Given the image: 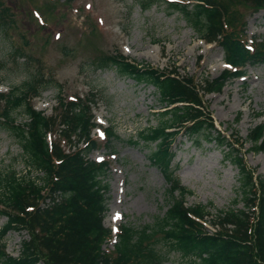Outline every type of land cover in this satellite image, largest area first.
Here are the masks:
<instances>
[{
	"label": "trees",
	"instance_id": "trees-1",
	"mask_svg": "<svg viewBox=\"0 0 264 264\" xmlns=\"http://www.w3.org/2000/svg\"><path fill=\"white\" fill-rule=\"evenodd\" d=\"M53 2L57 4V0ZM136 2L144 10L163 4L169 12L181 15L200 40L222 48L223 61L229 67L198 84L194 76H182L176 69L166 72L97 50L95 69L114 67L136 83L153 86L159 96L163 111L156 114L157 125L143 130L138 141L155 144L149 162L169 187L167 210L153 225L135 229L121 224L112 235L103 224L109 190L104 178L109 164L87 158L100 145L92 137L97 126L92 114L95 96H58L53 115L46 117L33 108L31 101L40 95L42 86L31 77L22 87L0 93V127L15 133L25 167L36 173V177L0 174V216L6 218L0 230V264H164L166 255L157 248L161 241L183 264H264V181L248 168L242 152L245 143L253 153L264 151V123L250 129L240 142L236 134L226 135L216 128L205 100L206 95L221 93L227 82L245 76L247 67L264 65V39L247 37L248 18L241 11L247 10L249 17L264 11V0ZM52 13L44 14L46 21L51 18L49 23L55 22ZM10 24H15L13 14L0 0V28L6 31ZM20 107L28 119L22 126L15 125L12 117ZM54 129L57 138L47 140ZM104 134L108 144L117 139L110 127ZM180 135L194 145L203 141L223 147V160L238 169L247 208L220 210L214 233L202 223L208 207H187L185 197L191 191L173 177L172 145ZM62 143L70 146L68 150ZM12 231L26 232L29 238L21 242L17 257L6 253L4 240ZM107 243L112 250L103 248Z\"/></svg>",
	"mask_w": 264,
	"mask_h": 264
},
{
	"label": "rangeland",
	"instance_id": "rangeland-1",
	"mask_svg": "<svg viewBox=\"0 0 264 264\" xmlns=\"http://www.w3.org/2000/svg\"><path fill=\"white\" fill-rule=\"evenodd\" d=\"M4 2L9 5L15 24L6 31L0 28V93L7 94L35 77L42 89L31 102L47 117L53 115L58 96L71 99L94 95L95 123L101 130L112 128L117 137L108 144L101 130H94L99 149L87 156L109 164L104 178L109 190L103 224L114 231L121 224L135 229L153 225L167 210L169 187L149 162L155 144L138 140L143 130L157 125L156 114L163 108L153 86L136 83L114 67L95 69L97 50L106 55L121 54L129 62L166 72L176 69L180 75L194 76L202 84L204 79H213L225 69L222 48L205 44L181 15L169 12L163 4L144 10L136 0ZM241 11L248 18L247 37L264 39V11L250 17L247 10ZM47 13H52L54 23H49L48 17L47 23ZM37 16L44 18L47 25L41 26ZM205 100L217 129L245 141L250 129L264 123V65L247 67L242 79L227 82L221 93L206 95ZM23 109L13 111L15 125L28 122ZM56 138L55 129L47 134L49 141ZM62 147L68 150L70 146L62 143ZM249 148L245 143V163L264 181V151L253 153ZM223 149L203 141L200 146L194 145L183 135L172 145L173 177L191 191L185 197V205L208 207L203 223L210 232L219 227L216 216L220 210L247 208L239 189L238 169L223 160ZM12 173L17 177H36L25 167L15 133L0 127V174ZM5 223L6 218L0 216V230ZM28 239L26 232L8 233L4 240L6 253L17 257L21 242ZM103 248L112 250L111 243ZM157 248L166 255L164 264H183L178 255L168 252L164 242L157 243Z\"/></svg>",
	"mask_w": 264,
	"mask_h": 264
}]
</instances>
